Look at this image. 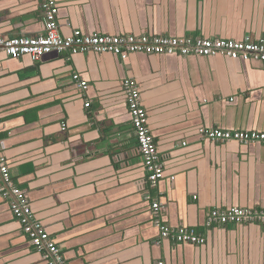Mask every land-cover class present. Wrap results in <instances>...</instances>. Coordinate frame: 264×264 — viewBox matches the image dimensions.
I'll return each instance as SVG.
<instances>
[{
    "label": "crops",
    "instance_id": "1",
    "mask_svg": "<svg viewBox=\"0 0 264 264\" xmlns=\"http://www.w3.org/2000/svg\"><path fill=\"white\" fill-rule=\"evenodd\" d=\"M58 21L65 36L258 41L264 0H59ZM44 24L40 0H0V36H36ZM127 79L165 159L156 188L146 182ZM201 128L264 132L263 62L54 52L33 63L0 53L2 153L66 264H264V224H206L214 209L264 208V148L212 142ZM155 201L165 225L196 230L206 244L162 241ZM0 264H48L1 194Z\"/></svg>",
    "mask_w": 264,
    "mask_h": 264
},
{
    "label": "built area",
    "instance_id": "2",
    "mask_svg": "<svg viewBox=\"0 0 264 264\" xmlns=\"http://www.w3.org/2000/svg\"><path fill=\"white\" fill-rule=\"evenodd\" d=\"M44 14V33L36 36H0V53L19 59L29 57L33 63L51 53L69 52L112 54L123 60L128 55L142 53L147 55H166L183 57L214 58L225 57L231 60L258 61L264 63V40L255 41L251 37L242 40H223L209 38H187L171 36L143 35H86L73 31L69 36L62 34L59 26V0H40ZM78 87L87 90L88 83L75 74L72 77ZM123 92L126 97L132 125L136 134L138 149L148 173L147 183L151 188L158 187L165 177V159L159 153L154 135L148 125V116L143 106L138 84L134 80H125ZM90 107V103L86 104ZM63 130L66 129L63 125ZM200 133L212 142H236L243 146L258 144L264 148V132L251 130L229 131L223 129H200ZM0 194L10 199L14 216L21 223L23 232L29 237L33 247L43 254L48 264H66L62 251L35 217L30 201L11 175L7 158L2 153L0 139ZM163 206L155 201L152 204V217L155 227L160 232L162 241L177 244L205 245L207 239L196 230L186 227H170L162 221ZM211 227L221 225L264 224V208L214 209L206 222Z\"/></svg>",
    "mask_w": 264,
    "mask_h": 264
}]
</instances>
